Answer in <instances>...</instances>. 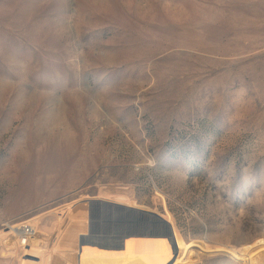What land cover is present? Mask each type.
<instances>
[{
	"label": "rangeland",
	"instance_id": "374dc122",
	"mask_svg": "<svg viewBox=\"0 0 264 264\" xmlns=\"http://www.w3.org/2000/svg\"><path fill=\"white\" fill-rule=\"evenodd\" d=\"M261 259L264 0H0V264Z\"/></svg>",
	"mask_w": 264,
	"mask_h": 264
},
{
	"label": "bare ground",
	"instance_id": "6f19581e",
	"mask_svg": "<svg viewBox=\"0 0 264 264\" xmlns=\"http://www.w3.org/2000/svg\"><path fill=\"white\" fill-rule=\"evenodd\" d=\"M248 250H249V249H247L246 253L244 252V256L247 255ZM243 251H245V250H243ZM259 262H260V264H264V259L259 260ZM247 264H248V263H247Z\"/></svg>",
	"mask_w": 264,
	"mask_h": 264
}]
</instances>
